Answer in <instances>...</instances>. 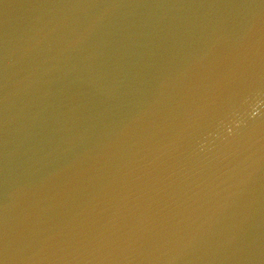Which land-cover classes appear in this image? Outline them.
I'll return each instance as SVG.
<instances>
[{"label": "water", "instance_id": "obj_1", "mask_svg": "<svg viewBox=\"0 0 264 264\" xmlns=\"http://www.w3.org/2000/svg\"><path fill=\"white\" fill-rule=\"evenodd\" d=\"M0 264H264V0H0Z\"/></svg>", "mask_w": 264, "mask_h": 264}]
</instances>
